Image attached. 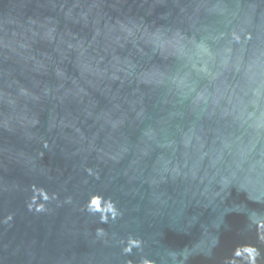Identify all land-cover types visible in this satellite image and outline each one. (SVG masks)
Masks as SVG:
<instances>
[{
  "label": "water",
  "instance_id": "obj_1",
  "mask_svg": "<svg viewBox=\"0 0 264 264\" xmlns=\"http://www.w3.org/2000/svg\"><path fill=\"white\" fill-rule=\"evenodd\" d=\"M0 264H264V0H0Z\"/></svg>",
  "mask_w": 264,
  "mask_h": 264
}]
</instances>
